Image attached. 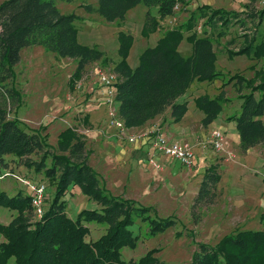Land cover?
<instances>
[{"label":"trees","instance_id":"obj_1","mask_svg":"<svg viewBox=\"0 0 264 264\" xmlns=\"http://www.w3.org/2000/svg\"><path fill=\"white\" fill-rule=\"evenodd\" d=\"M57 1H0V176L5 173L18 175L12 160L55 179L53 196L41 219L35 223L30 222V193L23 183L25 191L21 188L8 194L0 189V206L16 211L8 223L0 222V235L3 236L0 264H164L155 256L157 248L148 249L136 261L122 260L120 250L125 245L134 246L139 239L130 229L136 219L146 223L148 234L152 236L175 226L176 217H160L151 206L107 192L96 171L88 164L85 141L74 127L60 131L53 146L43 133L47 125L26 128L17 117L22 93L14 84L15 66L23 48L41 46L46 51L73 59L75 68L68 81L71 88L88 65L94 62L107 65L111 61L97 45L79 41L76 22L82 17L74 12H61ZM192 1L97 0L96 5L84 3L82 6L86 12L99 15L105 23L118 24L130 9L143 4L147 10L141 35L148 37L157 31L162 19L173 15L177 4L184 6ZM152 8L156 9L155 14ZM188 16L185 22L165 29L154 45L146 46L134 67L127 61L133 36L130 32H118V59L112 71L117 75L116 113L125 127H141L165 112L171 121L178 122L187 110V102L179 101V97L193 81L225 77V72L216 66L213 38L205 34L206 31L200 34L193 27L199 18H204L203 24L212 31L217 28L216 36H222L231 21L234 24L240 20L237 19L239 13L200 4ZM250 16L258 26L264 16V7L253 8ZM255 31L253 34L245 32L242 46L236 50L227 48V54L230 57L245 55L251 60L264 59V41L256 39ZM184 32L188 33L185 37ZM184 39L191 44L188 56L179 51V44ZM249 68L254 71L253 76L246 77L239 72L229 74L223 79L217 95H199L194 101L204 114L202 124L207 125L229 99L224 87L230 83L234 86L241 106L229 119L235 121L241 151L256 145L264 146V68L253 70V64ZM243 89L248 91L243 92ZM13 105L15 109L11 112ZM34 154L37 159L32 158ZM219 177L215 165L207 166L190 206L193 219L198 204H210L215 200ZM70 184L78 186L98 204V208L82 209L74 219L69 217L64 197ZM89 222L104 224L105 232L94 240H86L88 227L85 223ZM180 234L176 232L177 236ZM195 244L190 264H264V230L237 229L224 234L214 245L200 241Z\"/></svg>","mask_w":264,"mask_h":264},{"label":"crops","instance_id":"obj_2","mask_svg":"<svg viewBox=\"0 0 264 264\" xmlns=\"http://www.w3.org/2000/svg\"><path fill=\"white\" fill-rule=\"evenodd\" d=\"M134 8L130 9L126 16ZM109 24L120 26L116 23ZM164 30L159 27L157 31L150 33L148 37L141 35L144 39L140 38L142 40L140 42L141 46L138 47V49L141 48L140 52L147 45H154ZM119 31L130 32L124 27H115V29L100 33L98 36L93 32L92 35L87 34L86 42H83L80 38V31H78V39L83 44L97 45L105 56L110 59L111 57L113 58L110 61L113 66L118 59L117 34ZM132 36L134 41L127 61L131 67H134L138 62L140 52H137L138 54L133 53L136 41L135 36L133 34ZM180 50H185L187 52L186 56L190 55L191 44L185 39L184 41L182 40L179 44ZM237 57L246 56L235 55L230 57L226 52L223 58L233 59ZM218 58L217 56V61ZM221 83L222 81L219 79L193 81L187 91L179 97V101L184 100L187 102V110L178 122L171 121L168 112H165L145 125L127 128L125 132H121L116 127L107 124L108 106L104 102V87L99 85L98 82L93 84L92 92L86 102L88 103L86 110L79 109L87 113L81 114L84 117L83 119L75 120L78 124H74L76 126L74 128L79 133L80 129L77 128V125L83 127L80 131L89 153L88 164L96 171L107 192L134 199L144 206H151L157 212L156 209L158 207L156 204L158 206L164 205L162 208L168 205L169 209L179 196L180 198L187 196L191 202L197 194L207 166L215 165L220 177L216 184V198L208 205L217 206L216 210L221 222L218 227L240 230H264V146L256 145L246 151L240 150V139L235 121L229 119L231 115L238 113L241 106V99L237 97L234 86L230 83L224 87L225 96L229 99L224 102L223 108L216 118L207 125L202 124L204 114L194 102L199 95L207 94L210 97L217 95L220 92ZM80 106L79 108H81ZM69 113L71 114L70 110ZM262 120L264 121V114ZM68 126L64 124L57 126L54 142L57 143L58 134ZM50 127L43 131L47 137ZM155 128H160L163 134L171 141H186L192 145L194 156L190 171H185L184 169L186 168L178 160L161 153H154L151 138L142 136L133 142L128 140L129 134L149 133ZM214 128L221 130L224 134L225 144L223 150H213L210 144L207 143L209 133ZM149 154L153 156L156 162L161 164V168L158 169L149 165L147 160ZM179 167H183L181 175L184 177H176L178 176ZM182 172H187V175L185 176ZM38 181L43 180L40 179ZM78 194L81 198H89L81 190ZM148 196L154 199L153 205L155 207L141 200V198L145 199ZM96 205L95 208H98L97 203ZM167 216L174 215L170 214ZM254 225H258L261 229H253Z\"/></svg>","mask_w":264,"mask_h":264},{"label":"rangeland","instance_id":"obj_3","mask_svg":"<svg viewBox=\"0 0 264 264\" xmlns=\"http://www.w3.org/2000/svg\"><path fill=\"white\" fill-rule=\"evenodd\" d=\"M96 2L97 0H71L70 2L58 0L57 6L61 12H74L82 17L76 24L83 42H86V35H92V32L98 36L100 33L115 29V27H124L135 36L136 43L133 48V53H139L141 48L138 49V47L141 46L140 42H142L141 39L143 38L141 35L139 37V34L141 24L145 18L146 7L143 6V4H139L122 22L116 23L120 26H115L114 24L105 23L96 13H89L83 9L82 4L90 3L96 5ZM200 4H208L213 8H222L227 11L232 10L239 13L237 19L240 18V20H237L234 24H232L231 21L222 36H216L218 31L217 28L212 31L208 26L203 24L202 21H204V18H199L193 27L196 30L197 25L202 22V28L200 31H197L200 34L206 31L204 33L211 36L214 40V49L219 57L217 68L222 72H226L224 78L221 77L217 79L223 81L229 74H233L234 72H239L241 75L251 77L254 75V71L249 68L251 64H253V70L254 68H264V59L251 60L246 57H237L233 59L223 58L225 57L227 48L234 50L238 49L243 44L244 33L248 31L253 34L256 27V39L264 41V16L258 26H256V21L250 16L253 8L260 9L264 7V0H193L189 5L182 6L180 4L175 8L172 16L162 19L160 21V29L174 27L181 22H185L189 17V12ZM151 11L153 14L156 13L155 8H152ZM187 34V32H184V37ZM180 51L183 53L182 55L186 56L187 52L185 50ZM111 59L113 58L111 57ZM96 66L101 67L105 71L112 72V62L107 65H103L100 62L91 63L81 74L80 78L76 79V82H74L71 88L68 81L75 68V61L73 59L61 57L54 52L44 50L40 46H28L23 48L21 59L15 66L16 78L14 79V84L22 93V101L17 107V117L20 119L23 126L26 128H38L40 125H47L46 128L51 126L48 129L49 135L46 137V140L50 145L55 146L56 142L54 141L57 126L64 124L76 127L74 124L78 123L75 120L83 119L84 117H82V115L87 113L79 109L86 110V105L88 104L86 102L92 92V85L98 81L95 75L96 70L94 71ZM247 91L248 89H243V92ZM79 105H81V108H79ZM67 108L71 111V114ZM14 109L13 105L11 112ZM77 128L80 130L83 129L80 125H77ZM80 130L79 133L81 134ZM32 158L37 159V155H32ZM10 162L14 165L13 169L18 175L33 181L43 180L46 186V193L43 197V208L46 210L49 199L53 196L55 179L47 178L43 172L35 173L34 170L28 169L16 163V161L10 160ZM47 163H49V159ZM190 169L186 168L184 170L190 171ZM181 170H183V167H179L178 176L176 177H184L181 175ZM182 173L185 176L187 175V172ZM21 188L24 191L26 190L22 183L17 181L14 177L4 176L0 178V189H5L8 194H13ZM79 191L78 186L70 184L64 197L67 203L65 211L72 219L81 209H91L97 206L91 199L81 198L78 194ZM110 191L113 192L112 190ZM141 200L148 205L154 204V199L151 196L145 199L141 198ZM191 203L192 201L190 202L187 196L181 198L179 196L176 202L172 204V208L170 207L168 209V205L162 208L164 205L158 206V204H156L158 207L156 210L159 216L173 214L178 222L175 226L168 227L163 232L152 236L148 234V226L146 223L136 219L135 224L131 226L130 229L133 231L134 235H138L139 239L135 242L134 246L125 245L121 248V259L124 261H136L142 257L148 249L157 248L155 256L164 264H190L196 241L214 245L222 234L237 230L218 227L221 222L218 218L217 206L215 205L198 204L194 209L195 213L193 219L190 214ZM73 205L75 206L73 207ZM30 211V222L35 223L41 219L42 216L37 218L34 215L33 212H35V208L32 204ZM15 215V210L13 211L8 207L0 206V222L8 223ZM85 225L88 227L86 240H94L105 232L104 224L89 222L85 223ZM253 229L261 228L258 227V225H254ZM178 231L181 233L180 236L176 235ZM2 237L3 236L0 235V240L3 239Z\"/></svg>","mask_w":264,"mask_h":264},{"label":"built area","instance_id":"obj_4","mask_svg":"<svg viewBox=\"0 0 264 264\" xmlns=\"http://www.w3.org/2000/svg\"><path fill=\"white\" fill-rule=\"evenodd\" d=\"M179 4L175 6L177 8ZM203 22V21H202ZM202 22L197 25L198 31L202 28ZM96 76L97 82L99 85L105 87L104 92V102L108 106V117L107 124L113 127H116L119 131L125 132L127 127H125L123 121L117 117V102L115 100V83L117 81V75L115 72H108L103 70L101 67H96ZM147 136L151 138V144L154 153H161L163 155L172 157L175 160H178L185 168L190 169L193 165V148L192 145L186 141H171L169 140L160 128H155L149 133H133L128 135V140L133 142L139 137ZM207 143L210 146L217 150H223L225 144V137L221 130L214 128L209 133V138ZM149 165L155 168H161V164L156 162L151 154L147 157ZM9 173H5L3 176H8ZM3 176H0L2 178ZM18 181L23 183L30 193L31 204L35 208L34 215L37 218H40L45 209L43 208V197L46 193V186L43 181H33L31 179H26L22 176L11 174Z\"/></svg>","mask_w":264,"mask_h":264}]
</instances>
